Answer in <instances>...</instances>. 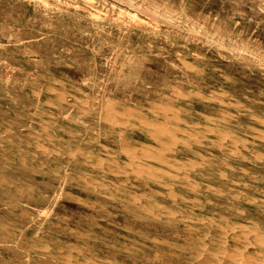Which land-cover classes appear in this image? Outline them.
<instances>
[{
	"label": "rangeland",
	"instance_id": "1",
	"mask_svg": "<svg viewBox=\"0 0 264 264\" xmlns=\"http://www.w3.org/2000/svg\"><path fill=\"white\" fill-rule=\"evenodd\" d=\"M0 27V264H264V0H0Z\"/></svg>",
	"mask_w": 264,
	"mask_h": 264
},
{
	"label": "bare ground",
	"instance_id": "2",
	"mask_svg": "<svg viewBox=\"0 0 264 264\" xmlns=\"http://www.w3.org/2000/svg\"><path fill=\"white\" fill-rule=\"evenodd\" d=\"M118 10V9H117ZM232 12V11H231ZM234 12V11H233ZM186 22V21H185ZM1 28V27H0ZM1 37V36H0ZM7 41V40H6ZM33 68V67H32ZM164 79H162V81H163ZM124 92V91H123ZM121 96V95H120ZM125 102V101H124ZM230 104V103H229ZM156 105V104H155ZM159 106H161V105H159ZM51 107H53V106H51ZM153 107V106H152ZM151 107V108H152ZM55 108V107H54ZM107 108V107H106ZM154 108V107H153ZM168 110V109H167ZM208 110V109H207ZM211 110V109H210ZM209 110V111H210ZM110 111V110H109ZM169 111V110H168ZM168 113V112H167ZM59 114V113H58ZM120 114V113H119ZM215 114V113H214ZM57 115V114H56ZM61 115V114H60ZM121 115V114H120ZM72 116V115H71ZM130 116V115H129ZM132 116V115H131ZM174 116V115H173ZM74 117V116H73ZM72 117V118H73ZM77 118V117H76ZM79 118V117H78ZM77 118V119H78ZM113 118V117H112ZM166 118H169V117H166ZM172 118H174V117H172ZM176 118V117H175ZM174 118V119H175ZM179 119V118H178ZM175 120H177V119H175ZM1 121V120H0ZM43 121V120H42ZM109 121V120H108ZM177 121H179V120H177ZM65 122V121H64ZM73 122V121H72ZM116 122V121H115ZM148 123V122H147ZM114 124V123H113ZM160 124V123H159ZM162 124V123H161ZM73 125V124H72ZM83 125V124H82ZM126 125V124H125ZM163 125V124H162ZM165 125V124H164ZM103 126V125H102ZM149 126V125H148ZM84 127V126H83ZM163 127H165V126H163ZM157 129H158V127H156ZM204 128H206V127H204ZM1 129V128H0ZM161 129H163V128H161ZM156 131V130H155ZM184 131V130H183ZM86 132V131H85ZM163 132V131H162ZM164 132H166V131H164ZM177 132H179V131H177ZM181 133H182V131H180ZM188 134H189V132H188ZM207 134V133H206ZM212 134V133H211ZM85 135V134H84ZM174 136V135H173ZM190 136V135H189ZM194 136H196V135H194ZM226 136V135H225ZM70 138V137H69ZM191 138V137H190ZM196 138V137H195ZM223 138V137H222ZM175 140H177V139H175ZM223 140V139H222ZM12 141H14V140H12ZM25 141V140H24ZM225 141V140H224ZM233 141V140H232ZM17 142V141H16ZM15 142V143H16ZM176 142V141H175ZM235 142V141H234ZM246 142V141H245ZM76 143V142H75ZM78 144V143H77ZM165 144V143H164ZM199 144V143H198ZM162 145V144H161ZM169 144H167V146H168ZM184 145V144H183ZM232 145V144H231ZM235 145V144H234ZM233 145V146H234ZM172 146V145H171ZM220 146V145H219ZM236 146V145H235ZM22 148V147H21ZM90 148V147H89ZM131 148V147H130ZM40 149V148H39ZM86 149V148H85ZM92 149V148H91ZM162 149V148H161ZM237 149V148H236ZM23 150V149H22ZM123 150V149H122ZM144 150V149H143ZM143 150H141V151H143ZM153 150H155V149H153ZM160 150V149H159ZM159 150H157V151H159ZM164 150V149H163ZM162 150V151H163ZM170 150V149H169ZM83 151V150H82ZM132 151V150H131ZM133 151H134V149H133ZM165 151V150H164ZM235 151V150H234ZM85 152V151H84ZM147 153H148V150L146 151ZM63 153V152H62ZM130 153V152H129ZM163 153V152H162ZM162 153H161V155H162ZM74 154V153H73ZM150 154V153H149ZM37 155V154H36ZM78 155V154H77ZM232 155H234V154H232ZM236 155V154H235ZM68 156V155H67ZM112 156V155H111ZM149 156V157H148ZM189 156V155H188ZM57 157V156H56ZM143 157V156H142ZM147 157H148V159L150 158V155H147ZM54 158V157H53ZM52 158V159H53ZM8 159V158H7ZM51 159V160H52ZM151 159V158H150ZM157 159V158H156ZM158 159H159V157H158ZM9 160V159H8ZM50 160V161H51ZM99 160V159H98ZM97 160V161H98ZM64 161V160H63ZM66 161V160H65ZM156 161V160H155ZM99 162V161H98ZM188 163H189V161H187ZM192 162V161H191ZM190 162V163H191ZM203 162V161H202ZM4 162L2 161V164H3ZM20 163V162H19ZM60 163V162H59ZM66 163V162H65ZM102 163V162H101ZM181 163V162H180ZM44 164V163H43ZM69 164V163H68ZM97 164H100V163H97ZM195 164V163H194ZM197 164V163H196ZM4 165V164H3ZM171 165V164H170ZM190 165V164H189ZM102 166V165H101ZM100 166V167H101ZM172 166V165H171ZM35 167V166H34ZM96 167H99V166H96ZM139 167H141V165L139 166ZM185 167V166H184ZM192 167V166H191ZM103 168V167H102ZM258 168V167H257ZM107 169V168H106ZM118 169H119V167H118ZM191 169V168H190ZM147 170V169H146ZM149 170V169H148ZM160 170V172H161V169H159ZM105 171H107V170H105ZM244 171V170H243ZM143 173V172H142ZM91 174V173H90ZM147 175H148V173H146ZM145 174V175H146ZM150 174V173H149ZM13 176V175H12ZM220 176V175H219ZM15 177V176H14ZM18 177V176H17ZM178 177V176H177ZM2 178V177H1ZM221 178H224V177H221ZM5 181V180H4ZM111 184V183H110ZM19 185V184H18ZM20 185H22V184H20ZM145 185V184H144ZM217 185V184H216ZM23 186V185H22ZM194 186V185H193ZM197 186V185H196ZM243 186V185H242ZM144 187V186H143ZM167 187V186H166ZM195 187V186H194ZM14 188H16V187H14ZM23 188H24V186H23ZM25 189V188H24ZM17 190V189H16ZM147 190V189H146ZM206 190V189H205ZM35 191V190H34ZM144 191V190H143ZM24 192H26V190L24 191ZM171 192V191H170ZM241 192V191H240ZM5 194V193H4ZM3 194V195H4ZM13 194V193H12ZM108 194V193H107ZM10 196V195H9ZM32 196V195H31ZM119 196V195H118ZM133 196V195H132ZM11 197H13V196H11ZM21 197V196H20ZM131 197V196H130ZM141 198V197H140ZM255 200V199H254ZM5 201V200H4ZM195 201V200H194ZM205 201V200H204ZM14 202H16V201H14ZM137 202V201H136ZM17 203H15V205H16ZM139 204V203H138ZM122 210V209H121ZM158 210V209H157ZM218 211V210H217ZM220 211V210H219ZM12 212V211H11ZM198 212V211H197ZM221 212V211H220ZM32 213V212H31ZM181 214V213H180ZM13 219L11 218V221H12ZM19 222V221H18ZM21 222V221H20ZM246 222V221H245ZM28 223V222H27ZM201 223V222H200ZM30 224V223H29ZM246 224V223H245ZM92 225V224H91ZM242 229H244V228H242ZM220 230V229H219ZM232 230V229H231ZM235 230V229H234ZM71 231V230H70ZM231 232V231H230ZM233 232V231H232ZM251 232V231H250ZM8 235V234H7ZM28 235V233L26 234V236ZM243 235V234H242ZM5 236V235H4ZM18 237V236H17ZM32 237V236H31ZM236 237H237V235H236ZM154 239V238H153ZM230 239V238H229ZM236 239V238H235ZM258 239H261V238H258ZM262 240H264L263 238H262ZM227 241V240H226ZM258 241V240H257ZM260 242H262L261 240H260ZM211 243V242H210ZM231 243V242H230ZM253 243V242H252ZM9 244V243H8ZM223 245H225V244H223ZM249 246V245H248ZM42 249V248H41ZM229 249V248H228ZM52 250V249H51ZM246 250V249H245ZM251 250V249H250ZM54 251V250H53ZM125 251V250H124ZM24 252V251H23ZM54 253V252H53ZM205 253V252H204ZM242 253V252H241ZM64 254V253H63ZM62 254V255H63ZM72 254V253H71ZM218 254V253H217ZM240 254V253H239ZM73 255H75V254H73ZM196 255V254H195ZM223 255H224V252H223ZM228 255V254H227ZM234 255V254H233ZM232 255V256H233ZM236 255V254H235ZM242 255V254H241ZM240 255V256H241ZM58 256H61V255H58ZM84 256H86V255H84ZM209 256V255H208ZM221 256H222V254H221ZM229 257H230V255H228ZM239 256V255H238ZM237 256V257H238ZM13 257V256H12ZM15 257V256H14ZM226 257V256H225ZM236 257V256H235ZM10 258V257H9ZM238 258H240V257H238ZM241 258H242V256H241ZM1 259V258H0ZM15 259V258H14ZM20 259V258H19ZM233 259V258H232ZM232 259H231V261H232ZM252 259V258H251ZM9 260V259H8ZM34 260V259H33ZM203 260H205V259H203ZM237 260V259H236ZM27 261V260H26ZM78 261V260H77ZM84 261V260H83ZM92 261H94V260H92ZM221 261V260H220ZM234 261V260H233ZM243 261V263H245L244 262V260H241V262ZM4 262V261H3ZM15 262V261H14ZM36 262V261H35ZM46 261H44L43 260V263H45ZM80 262H82V261H80ZM235 262H238V260L237 261H235ZM23 263V262H22ZM50 263V262H49ZM48 263V264H49ZM213 263V262H212ZM242 263V264H243ZM260 263V262H259ZM25 264V263H24ZM27 264V263H26ZM52 264V263H51ZM53 264H55V263H53ZM198 264V263H197ZM246 264V263H245ZM261 264V263H260Z\"/></svg>",
	"mask_w": 264,
	"mask_h": 264
}]
</instances>
